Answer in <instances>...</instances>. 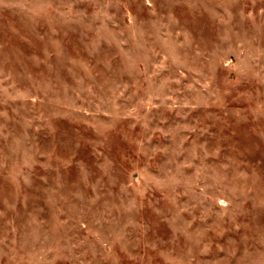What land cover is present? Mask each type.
Wrapping results in <instances>:
<instances>
[{
  "label": "rangeland",
  "instance_id": "rangeland-1",
  "mask_svg": "<svg viewBox=\"0 0 264 264\" xmlns=\"http://www.w3.org/2000/svg\"><path fill=\"white\" fill-rule=\"evenodd\" d=\"M0 264H264V0H0Z\"/></svg>",
  "mask_w": 264,
  "mask_h": 264
}]
</instances>
